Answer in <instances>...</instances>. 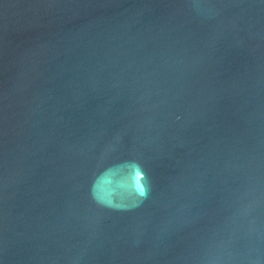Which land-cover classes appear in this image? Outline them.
Returning <instances> with one entry per match:
<instances>
[{
    "label": "water",
    "instance_id": "obj_1",
    "mask_svg": "<svg viewBox=\"0 0 264 264\" xmlns=\"http://www.w3.org/2000/svg\"><path fill=\"white\" fill-rule=\"evenodd\" d=\"M0 264H264V0H0Z\"/></svg>",
    "mask_w": 264,
    "mask_h": 264
},
{
    "label": "snow or ice",
    "instance_id": "obj_2",
    "mask_svg": "<svg viewBox=\"0 0 264 264\" xmlns=\"http://www.w3.org/2000/svg\"><path fill=\"white\" fill-rule=\"evenodd\" d=\"M143 189H141V191H142Z\"/></svg>",
    "mask_w": 264,
    "mask_h": 264
}]
</instances>
